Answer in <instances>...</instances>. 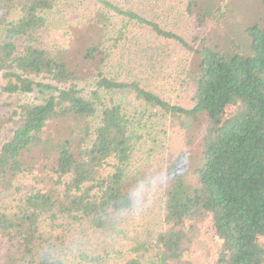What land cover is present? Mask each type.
Returning <instances> with one entry per match:
<instances>
[{
  "label": "trees",
  "instance_id": "16d2710c",
  "mask_svg": "<svg viewBox=\"0 0 264 264\" xmlns=\"http://www.w3.org/2000/svg\"><path fill=\"white\" fill-rule=\"evenodd\" d=\"M56 1L0 0V264H41L67 226H116L107 213L128 207L134 153L163 120L182 128L183 148L159 178L158 230L119 264H199L190 255L210 229L214 264H264V18L224 51L212 35L222 0H185L188 38L97 0L60 48L41 40ZM137 27L187 52L189 106L116 74Z\"/></svg>",
  "mask_w": 264,
  "mask_h": 264
},
{
  "label": "rangeland",
  "instance_id": "374dc122",
  "mask_svg": "<svg viewBox=\"0 0 264 264\" xmlns=\"http://www.w3.org/2000/svg\"><path fill=\"white\" fill-rule=\"evenodd\" d=\"M111 1L118 2L124 8L135 9L145 18L184 38H188L191 32L190 20L184 10L185 0ZM201 1L205 4L210 2ZM220 4L226 10V17L212 30V35L220 40L221 49L227 51L230 42H249L247 27L264 18L260 0H222ZM98 6L97 0H57L55 7L47 14V26L41 36L43 44L60 48L68 45L74 30L81 27ZM133 33H136L139 44L125 51L117 61L121 64L116 74L139 81L143 87L170 103L189 106L190 86L184 72L189 61L187 52L179 44L163 40L146 28L137 27ZM33 96L35 94L12 98L32 100ZM12 98L2 97L6 101ZM155 126L152 133L145 135V141L136 149L132 159L133 171L128 189L133 193L141 182L145 185L141 210L126 214L116 226L104 231H94L87 223L67 226L61 238L62 246L67 245L72 238L81 236L88 242L85 254L93 256L101 253L104 255L101 264H119L129 254L134 242L149 241L158 230L162 214L158 182L166 164L182 151L183 130L164 120ZM263 239L258 238L259 241ZM217 252L216 239L210 229L201 236L190 256L199 264H214Z\"/></svg>",
  "mask_w": 264,
  "mask_h": 264
},
{
  "label": "clouds",
  "instance_id": "9594fccd",
  "mask_svg": "<svg viewBox=\"0 0 264 264\" xmlns=\"http://www.w3.org/2000/svg\"><path fill=\"white\" fill-rule=\"evenodd\" d=\"M145 185L141 182L137 189L127 197L129 205L126 208L110 209L106 219L113 224L118 223L128 213H138L141 210V197ZM88 248V242L81 236L72 238L69 243L63 247L49 242L39 249L38 255L41 264H70Z\"/></svg>",
  "mask_w": 264,
  "mask_h": 264
}]
</instances>
